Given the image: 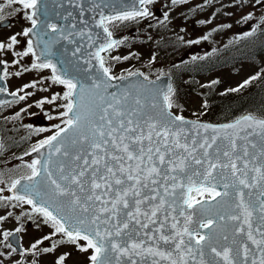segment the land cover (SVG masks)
I'll return each instance as SVG.
<instances>
[{"label": "snow or ice", "instance_id": "obj_1", "mask_svg": "<svg viewBox=\"0 0 264 264\" xmlns=\"http://www.w3.org/2000/svg\"><path fill=\"white\" fill-rule=\"evenodd\" d=\"M155 2L156 0H130V10H120L111 15L100 13L97 24L106 36L104 42L96 45L95 52L89 53L90 59L85 61L90 63L92 59L96 60L99 72L85 84L66 77L49 58L53 55L52 47L60 40L75 43L73 37L85 36V30L78 33L66 31L58 23L51 22L49 0H8L9 5L22 6L31 27L8 37L10 43L0 41V50L13 49L20 43L17 39L20 35L35 36L37 43L41 45L39 54L33 46V40L28 39L26 51L17 52L16 55L26 57L31 54L35 57L31 69H50L53 74L51 82L63 85L66 90L62 95L56 93L51 98L36 101V106L41 109L46 103H54L57 98L65 101L59 105L64 111L58 116L45 113L49 120L61 119L63 126L54 124L52 127L56 129L55 132L32 147L31 152L40 153L43 159L37 158L27 164L31 175L12 181L10 190L16 194L12 197H0V200H15L31 205L34 212L44 217L43 222L50 224L54 230L44 239L50 240L52 236L62 234L60 244L77 245L85 253L93 250L89 257L90 264H145L149 257L153 258L152 264H159L156 257L168 260L169 264H189L190 261L192 264H219L215 257H220L224 264H264V119L246 115L234 123L218 126L186 121L182 115H174L170 111L175 105V90L171 85L162 93L159 105L156 102L150 105L153 109L160 107L156 116L142 111L143 103L139 96L134 98L137 107H128L125 102L131 92L122 96L108 92L112 87V80L127 79L123 75H112L111 67L106 66V59L101 55L117 49L127 40V37L115 38L110 26L119 27L126 22L153 16L149 6ZM170 2L178 5L187 3L188 0ZM255 2L260 4L262 0ZM90 4L92 8H100L97 0H90ZM51 6L55 8L63 5L58 0H51ZM76 7L83 13V0H77ZM2 11L3 8L0 7V12ZM242 19H252V14L249 13ZM167 20L168 13L165 12L161 23ZM261 22L264 23V18ZM75 27L73 24L72 28ZM254 32L255 29L243 33L242 38L252 36ZM87 39L92 41L89 47L96 44L92 35H87ZM202 39L207 40L208 36ZM199 42L197 39L189 43ZM79 51V47L75 48L72 55L75 56ZM129 58L130 56L111 57L115 61ZM152 59H155L154 55ZM31 69L26 68L24 71ZM7 75L5 71L4 76ZM15 75L19 76L21 73L17 72ZM128 75L144 76L141 72L131 71ZM258 78L259 74L252 76L239 87L227 89L222 95L238 92ZM144 79L147 80V77ZM37 83L34 81L25 84L10 95L16 98L15 102L23 101L33 93L25 92L21 95L20 92L36 88ZM6 91V87H0V93ZM160 96L159 92L153 94V101ZM5 103L12 102L0 100V106ZM207 106L205 102L204 107ZM21 111L26 112L27 109ZM19 116L20 113H16L12 119ZM188 124L191 129L184 127ZM27 127L32 128V125ZM248 128L252 131L248 132ZM192 129H195L194 134ZM201 129L204 133L211 130L213 134L197 139L201 136ZM229 129L233 131L223 137L226 144L221 147L217 141L221 139V133ZM256 129H259L258 133ZM35 131L39 133L51 129L36 128ZM241 132L246 134L242 136ZM253 135L260 137V146L255 153L250 151V148L257 149V144L249 140ZM241 140L245 143H238ZM0 149H3L2 143ZM41 149L46 151L41 153ZM53 157L58 158L55 162V174L51 169ZM193 165L200 166L202 171L193 169ZM190 169L193 175L203 178L201 187L196 191L208 192L212 199H223L229 196V189L236 190L237 202L233 212L227 215V220L233 222L231 238L225 233L218 234L213 227L216 220L211 218L202 220L193 227V216L196 213L186 212L183 205L190 209L195 205L190 202V196L183 199L184 192L177 191L185 188L181 175H185L189 181L187 191H192L191 176H187ZM42 173L46 176L47 185L37 187L39 181L36 185H21L22 179L33 181L41 177ZM221 183L223 192L217 190V185ZM244 189L250 190L247 196ZM3 190L0 188V192ZM251 190L256 191L254 193ZM21 191L23 194H20ZM33 194L40 199H34ZM206 211L202 206L201 215H205ZM180 217H183L182 222ZM3 219L5 217H0V220ZM219 219L224 221L225 215H219ZM201 229L210 231L201 234ZM9 235L5 232L4 239L7 240ZM220 240L228 243L218 247ZM81 241L86 244H81ZM40 242L42 241H38ZM249 242L255 246L254 249ZM161 244L170 246L171 251L162 250ZM8 247L11 248V245ZM56 247L57 244L54 243L51 248H45L44 252H51ZM32 248L35 249L36 244ZM206 249L215 254V257L206 260ZM64 261L65 257L60 256L58 264H64Z\"/></svg>", "mask_w": 264, "mask_h": 264}, {"label": "rangeland", "instance_id": "obj_2", "mask_svg": "<svg viewBox=\"0 0 264 264\" xmlns=\"http://www.w3.org/2000/svg\"><path fill=\"white\" fill-rule=\"evenodd\" d=\"M154 4L161 9L163 14L168 13V20L161 23L163 17L157 12H152L154 15L150 18L153 19L151 23L143 20L138 22L137 20V22L129 24L130 27H127L125 31L127 33L125 35L127 40L124 43L126 47L123 50L120 47L112 50L111 56H130V58L120 61L114 60L113 67L115 71L112 72L114 75H127L129 71H141L146 77L153 79L163 74H169L172 76L173 85L177 79L185 83L189 79L187 77L196 76L195 78H198L199 84L219 81V83H215V86L217 92L222 93L227 89L239 87L245 80L258 74L260 69L264 71V41L259 39L255 44H258L262 50L255 60H242L236 66L237 62L234 59L230 66L220 67L216 70L212 69L206 74L200 72L202 66L198 64L201 55L204 56L209 51L214 52L217 49L221 52L222 47L229 44L234 45L237 40L241 39L243 33L253 29L257 31L261 28L259 32L261 35V32L264 31V23L261 22L264 18V0L260 4H257L255 0H188L187 3L178 5L171 4L170 0H156ZM249 13L252 14V19L244 21L242 18ZM209 20L210 23L207 22ZM200 21H205V23L202 24ZM223 25H231V27H221ZM134 29H136V33L133 32ZM8 31L7 35L9 37L20 33L22 24L17 22ZM206 35L208 39H202ZM181 37L183 39H180ZM197 39L200 40L199 43H189ZM229 53L236 56L233 52ZM153 55L155 56L154 60L152 59ZM186 56L189 57L186 60L187 69H184L185 64L183 62L177 64V61L180 58H186ZM233 66L236 67L232 68ZM22 76L21 79H14L15 85L20 86L22 83L28 82L29 79L26 78L29 74L25 72ZM34 78L35 76L31 79ZM258 85L259 81H257ZM38 86H42L41 83H38ZM29 91L33 95L28 96L23 100V103L24 106L31 105V107L26 112L21 111L22 108H17L9 116V121H12L15 125L11 134V137L15 138L14 140L22 138L25 131L26 134L35 131L37 125L51 129V131L39 132L38 139H44L52 135L56 130L52 127L54 124L63 126L61 119L49 120L45 116V113L58 116L60 112L64 111L63 108L59 107L53 110L51 107L55 106V103H46L43 109L36 106V101L41 100L48 93L47 90L36 89L34 92L33 88H30L25 89L22 95ZM180 91L188 108L185 109L186 112L179 111V109H174V112L179 115L181 113L189 118L199 119V113L204 108L202 94L189 90L185 85L180 88ZM258 95L257 99L259 100L255 101L253 109L257 113L261 112V117H264V83H261ZM17 105L21 107L23 104L18 102ZM16 113H20V116L17 119H12ZM27 125H32V128H28ZM14 163L16 161L9 162L7 167L5 162H0V181H2L0 188L4 189L0 192V197L5 196L7 193L5 185H8L12 179V176L4 174L3 170H9V165ZM18 174L20 173L14 172L11 175L16 176ZM3 203L4 201L0 200V204ZM18 214L21 215L19 208H14L13 213L9 215V206L0 207V217H5L0 227V250L4 249L0 257L4 263H9V258L5 257V253L9 252V244L8 239H4V233H9V226H22L23 245L27 250L34 253V257H30L36 264H58L60 256L65 257L64 264H90L89 257L93 254V250L90 249L85 253L80 251L77 245L60 244L62 234L54 235L50 240L44 239V237L51 235L54 230L50 224L43 222L44 217L34 212L31 205L24 212L22 221ZM28 221L32 222V225L27 223ZM38 241L42 242L38 243ZM54 243L57 244L55 250L44 252L45 248H51ZM80 243L86 244L83 241ZM33 244H36L35 249L32 248ZM16 259L17 257H14L13 261H16Z\"/></svg>", "mask_w": 264, "mask_h": 264}, {"label": "water", "instance_id": "obj_3", "mask_svg": "<svg viewBox=\"0 0 264 264\" xmlns=\"http://www.w3.org/2000/svg\"><path fill=\"white\" fill-rule=\"evenodd\" d=\"M59 4H62V7H55L53 8L51 6V0H49V16L51 18V22L58 23L62 28H64L66 31H72L75 33H78L81 30H85L86 35L81 37L79 35H76L73 37V39L76 41L75 43H70L68 40H60L59 43L55 44L52 47L53 55L49 57L53 63H55L61 73H63L68 78H73L75 80H79L85 84L90 82V78L94 77L99 72V64L96 62V60L92 59L90 63H85L86 60H89V53H94L96 50V45L99 43L104 42V37L106 34L103 32V29L97 24V21L99 19L100 13L103 12L105 15H111L114 14V12H118L120 10H130L131 3L130 0H97V3H100V8H92V5L90 4V0H83L84 5V12L81 13V10L79 7H76L77 0H71V3L69 0H58ZM68 13H71V15H68ZM61 17H66L62 19ZM95 18V19H94ZM41 20H43V17H41ZM75 24L76 27L72 28V25ZM90 30V32L88 31ZM87 35H92L93 39L96 41V44L89 47L88 45L92 43V41L87 39ZM115 38L119 39L120 35H114ZM44 39H48V37H44ZM35 40V46L37 49V52L39 54L41 45L37 43V38L34 36ZM79 47L80 51L76 53L75 56L72 55V52L75 50V48ZM103 53H101L102 55ZM127 79H116L112 80L110 83L112 87L108 89V92L110 93H116L117 96H122L128 92H131V95L129 96L128 100L125 102L126 106L128 107H137L134 104V98L139 96L143 103V109L142 111L146 114H150L153 116H156L160 112V107L158 106L156 109H153L150 105L153 102H156L158 105L160 104V100L162 99V93L167 91L168 85L172 86V77L170 75H162L159 78L156 79H148L145 80L144 76H125ZM161 93V96L156 101H153V94L155 93ZM13 98L12 95H9V99ZM0 100H2V96H0ZM171 111V109H170ZM172 112V111H171ZM173 113V112H172ZM176 115L175 113H173ZM246 115L251 114H243L234 121L231 122H224V123H213V122H206V121H200V120H192L185 118L186 121H191L193 123H208L212 125H223V124H230L234 123L237 120H240L242 117ZM255 117V116H254ZM257 119H264L256 117ZM186 129H191V125H184ZM242 127H246L245 125H242ZM233 130L229 129L227 132L221 133V139L217 141V144L221 145L223 147L226 144V141L223 139L224 136L232 133ZM248 132H251L252 129L248 128ZM257 133L259 132V129H256ZM201 136L197 137V139L202 138L203 135L211 136L213 133L211 130H209L207 133H204L203 130H200ZM192 133H195V129H192ZM245 132H241V135H245ZM249 140L255 142L257 144V149H251L250 151L255 153L259 146H260V137L259 135H253L249 137ZM238 143L243 144L244 141H238ZM216 146L214 145V148ZM46 150L41 149V153H44ZM41 159L40 153H36ZM58 158L53 157V165L51 166V169L53 173L55 174V162ZM193 169L202 171L200 166L193 165ZM250 175H252L250 173ZM187 176H191V187L192 191L189 193L187 191V188L189 186V181L185 175H181V180L185 183V188L183 190L177 189L178 192L183 191L184 196L183 199H187L189 196L191 197V203L195 205L194 208H188L187 205H183V208L188 213L195 212L196 214L193 216V227L196 226V223L206 220L208 218L216 220V225L213 227L216 229L217 233H225L228 234L231 238L232 233V225L233 222L227 220V215L232 213L234 210V204L237 202V196H236V190L235 189H229V196L221 199L220 197H217L216 199H202L199 200L200 203L198 204L197 201H192L193 193L196 192V189L198 187H201L203 178L201 176L193 175L192 170L190 169L187 173ZM37 181L40 182L37 187H40V185H47V179L44 173L41 174V177L35 178L33 181H28L26 179L21 180V185L28 184V185H36ZM215 182V181H213ZM204 187H207V184L203 185ZM18 189L20 186H17ZM217 190L223 192L224 188L221 184L217 185ZM246 196L247 193L250 191L249 189H244ZM255 193L256 190H251ZM20 194H23L21 191ZM33 198L39 200L40 197H37L33 194ZM255 195L253 196V199H255ZM202 206L204 209H206V214L201 215ZM225 215V220L221 221L219 219V215ZM181 222L183 221V217H180ZM219 226V227H217ZM201 234H205L209 232V229H201ZM11 240L15 245L18 247V249H21V245L19 243V234L16 232L12 234ZM151 243V241H149ZM225 242L223 240L219 241L218 247L220 245H223ZM250 247L253 249L255 248L254 245H251L249 242ZM161 249L166 251H171V247L168 245L161 244ZM175 256V253H173ZM211 257H215V254L210 253L206 249V256L205 259L208 260ZM152 257H149L148 260L145 262V264H152ZM156 260H159V264H169L168 260L160 259L159 257L155 258ZM217 261H219V264H224L223 260L220 257H215ZM2 264V263H0ZM30 264V263H27ZM189 264H192L190 261Z\"/></svg>", "mask_w": 264, "mask_h": 264}, {"label": "flooded vegetation", "instance_id": "obj_4", "mask_svg": "<svg viewBox=\"0 0 264 264\" xmlns=\"http://www.w3.org/2000/svg\"><path fill=\"white\" fill-rule=\"evenodd\" d=\"M0 7L3 8V11L0 12V17H3V19H0V41L10 43V41L7 39L9 37L7 34L9 33L8 29L12 27L13 24L17 22L21 23L23 30L27 27H31V23L26 18L25 11L22 9V6H20L19 4L9 5L8 0H0ZM149 8L152 12H157L163 17V13L161 9H159V7H157L155 4L150 5ZM150 18L151 17L138 19V22H141L143 20L144 22L151 23L153 19ZM135 22L137 21H130L120 24L118 29L120 30V32L127 34L125 32L126 28L130 27L129 24H133ZM6 29L7 31H5ZM133 32L136 33V29H134ZM17 39L20 41V43L14 46L13 49L0 50V76H3V79H0V87H6L7 89L6 92L0 93V96H2V101L12 102V103H5L4 105L0 106V143L3 144V149H0V162H5L7 165L11 161H16V163H14L13 165H9V170L8 169L3 170L4 174H8V176H12V179L9 181V184L5 185L7 189V193L3 197H12L15 195L14 191L10 190L12 181L16 179H20L21 177H26L31 175V170L27 168L26 165L32 163L33 160L39 158L37 154L31 152V149L39 141L43 140V139H38L37 136H39V134L36 131L27 134L25 131L22 134V138H17L18 140H14L15 138L11 137L15 125L12 123V121H9L10 114H12V112L17 108L28 109L29 106L26 107L24 106L23 101H19L23 105H21V107H18L17 105L18 102H15L16 98L9 99V93L17 92L25 84H29L34 81L41 83L42 85V86H38L37 83V87L33 88L34 92L36 91V89H42V88L47 89L48 93L45 94L43 98L53 96L56 93H60L62 95L63 92L66 90L63 85L54 84L51 82L50 77L53 74L50 69H44V70L31 69V65L35 62V57H33L31 54L26 57L16 55L17 52L22 53L26 51L28 39L33 40V46L35 47V40L33 38V35L30 34L29 37H24L20 35L17 37ZM124 46L126 47L125 44ZM17 60L19 61V63H16ZM26 68L31 70L24 71V69ZM5 71L8 73L7 76H4ZM17 72H20L21 75L19 76L15 75V73ZM25 72L29 74L28 78H26L29 79L28 82L22 83L20 86L15 85L14 79L15 78L21 79L23 77L22 75ZM34 76L35 78L31 79ZM20 94L22 95V92H20ZM54 103L55 106L51 107L53 110L59 108V105L65 103V101L57 98ZM36 128H44V127H40L39 125H37ZM25 153H30V154L25 155ZM14 172H19L20 174L16 176L11 175ZM1 201H4V203L0 204V207L9 206V213H13L14 208L17 209L19 208L21 215L20 214L18 215H20L19 218L22 221V219L24 218V212L29 208L28 204L17 202L15 200H1ZM27 223L32 225V222L30 221H28ZM1 224H2V220H0V227ZM17 229H20V231L17 232L16 231ZM16 232L19 234V238H20L19 243L21 245V249H18V247L11 240L12 234ZM21 232H23L22 226H17V227L9 226L10 235L8 236L7 239H8V244L11 245V248L9 247V252L5 253V257L9 258V263H4L1 257H0V263L36 264L30 257L33 256L34 253L32 251L27 250V248H25L23 245L24 238H23V233ZM13 249H15V251H13ZM3 250L4 249L0 250V253H3ZM14 257H17L16 261H13Z\"/></svg>", "mask_w": 264, "mask_h": 264}, {"label": "trees", "instance_id": "obj_5", "mask_svg": "<svg viewBox=\"0 0 264 264\" xmlns=\"http://www.w3.org/2000/svg\"><path fill=\"white\" fill-rule=\"evenodd\" d=\"M110 29H112L113 33L120 31L117 27L110 26ZM260 30L261 28L255 31L252 36L237 40L234 45L229 44L222 47L221 52H219V49H217L214 52L209 51V53L204 56L201 55V59L198 61V64L202 66V70L200 72H202V74H206V72L212 69L216 70L220 67L230 66V63L233 62L234 59L237 62L236 66H238L242 60H255L262 50L258 44H255V42L257 39L264 41V31H262L260 35ZM229 52L235 53L236 56ZM188 57L189 56H187V58ZM186 60L187 59L183 61L185 64L183 67L184 69H187ZM177 64H179V61H177ZM110 66H113V64L110 63ZM236 66H233L232 68ZM258 74L259 78L253 80L244 89L242 87L238 92H227L223 95L222 93H225L226 90L222 93L217 92L216 86L212 82L199 84L198 78H195L196 76L187 77L189 79L185 83H182L177 79L174 81L173 85V89L175 90V95L173 97L175 105L173 109H179V111L186 112L185 109L188 107L185 105L184 96H181L182 94L180 91V88L185 85L189 88V90L201 93L204 103L207 102L208 106L204 107L203 111L199 113L200 120L216 123L227 122L236 119L244 113H252L261 117V112L257 113V111L253 109L255 106V101L259 100L257 97L259 96L258 93L261 83H264L263 69H260ZM257 81H259L258 86ZM180 115L188 117L181 113Z\"/></svg>", "mask_w": 264, "mask_h": 264}, {"label": "bare ground", "instance_id": "obj_6", "mask_svg": "<svg viewBox=\"0 0 264 264\" xmlns=\"http://www.w3.org/2000/svg\"><path fill=\"white\" fill-rule=\"evenodd\" d=\"M15 244V243H14Z\"/></svg>", "mask_w": 264, "mask_h": 264}]
</instances>
